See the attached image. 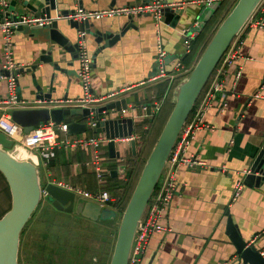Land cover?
Instances as JSON below:
<instances>
[{"label": "crops", "instance_id": "1", "mask_svg": "<svg viewBox=\"0 0 264 264\" xmlns=\"http://www.w3.org/2000/svg\"><path fill=\"white\" fill-rule=\"evenodd\" d=\"M135 1L82 0V3L85 9L100 10L141 4L140 1ZM162 1L179 4L176 8L186 10L176 23L161 21L159 33L153 15L143 13L134 16L135 27L129 28L111 46L106 42L98 43L93 35L88 34V50L94 62L93 91L105 93L152 76L157 69L156 54L159 40L168 52L166 57L168 71H172L173 61L187 55L181 31L196 25L202 8L207 4L201 0ZM237 1H225L222 10L216 16L215 25L217 23L220 25ZM69 2L71 9L78 8V3L74 0ZM53 17H57L56 12ZM127 20L128 16L118 15L93 21L96 26L107 24L118 27ZM257 21L264 22L263 10L255 12L253 18L237 35L232 46L237 56L222 76L224 92H216L210 100V105L206 104L201 119L205 125L196 131L187 148L188 156L193 155L199 160L206 161L208 167L191 170L185 165L179 166L176 179L180 190L172 198L161 221L169 230L152 236L142 257L143 264H244L227 233L228 215L237 226L243 240L256 245L260 253L264 252V183L259 186L244 183L241 195L231 203L235 183L242 178L244 180V170L250 169L264 144V27L256 24ZM30 34L31 32L17 30L13 34L15 61L26 69L38 65L36 70L18 77L24 100H34L37 94L36 86L33 84V73L44 93L50 91V84L53 82L52 100L81 95L78 58H73L66 51H60L62 71L50 63L40 62L42 50L49 49L50 42L47 40L46 31H37L34 37ZM72 38L77 41L76 31ZM53 48L61 50L56 44ZM3 49L4 40L0 33V69L5 61ZM176 81L161 80L139 87L127 96L126 104L129 110L126 113L119 112L122 115L120 117L131 118L133 121V130L128 136L133 134L139 136L136 143L137 153L142 138L146 137L147 141L152 134L156 120L160 117L158 114L168 97L166 93L159 95V86L168 82L173 102L174 89L178 84L174 85ZM7 92V81L0 73V101L6 98ZM203 99L204 95L199 104ZM133 104L137 105L134 110ZM159 104L161 107L158 110ZM44 106H48V103ZM9 110V106L0 102V117ZM134 115L143 118L136 119ZM92 132L96 133V129L90 133ZM101 135L106 136L105 133ZM101 150L108 158L103 167L102 181H99L91 164L90 150L61 146L55 159L48 165L41 162L38 166L39 171L41 167H46L49 175V180L44 183V175L40 171L43 187L52 182H69L92 192L110 188L111 172L119 165L128 170L135 156L130 145L126 150L127 157L122 161L110 157L108 144L102 145ZM115 178L125 180V174H119ZM11 205L10 187L0 172V217Z\"/></svg>", "mask_w": 264, "mask_h": 264}, {"label": "water", "instance_id": "2", "mask_svg": "<svg viewBox=\"0 0 264 264\" xmlns=\"http://www.w3.org/2000/svg\"><path fill=\"white\" fill-rule=\"evenodd\" d=\"M79 8H84L82 0H74ZM140 1L141 5L148 0ZM262 0H238L232 10L220 23L205 49L199 56L189 75L180 80L174 89V107L156 141L149 157L147 158L138 182L134 188L129 202L122 213L117 239L110 264H129L130 251L137 226L143 216L145 208L156 189L167 160L176 143V140L187 122L196 105L202 91L210 80L213 72L220 63L224 54L232 45L233 41L246 25ZM69 0H0V20L9 19L17 22L15 30L29 33L34 37L37 31H46L50 48L43 49L40 62L50 63L57 70H61L60 51L68 52L73 58H78V42L73 40L74 31L85 29L87 34L96 38L98 43L106 42L109 46L119 40L129 28L135 27L134 16H128V20L122 25L102 24L96 26L93 20L77 21L68 16L77 9H71ZM221 5L216 1L202 8L199 16V26L196 30L200 32L205 23L214 15ZM186 9L164 7L161 10L162 21L176 23L185 13ZM56 12L57 17H53ZM42 18L52 20L48 25L28 23L24 18ZM175 19V20H174ZM54 44L61 50H55ZM38 65L31 68H20L16 74L25 75L36 70ZM67 72L66 70H63ZM0 73L8 75L9 71L0 69ZM33 84L36 86V99L46 102L52 100L53 85L50 91L44 93L37 83L36 75L32 74ZM53 78V77H52ZM20 81L18 79V98L24 100ZM126 107V100L112 102L97 108L82 109L80 114L73 112L76 108L62 107H32L16 108L10 110L13 121L23 128L25 134H29L33 128L48 121L56 123L65 122L68 125V134L74 135L84 133L88 130L84 117L90 112L95 113L97 121L96 132L105 133L111 139L108 142L109 155L112 159L121 158V152L116 148V137H123L133 130L131 118L116 116ZM136 141L129 143L134 156L137 155ZM124 167L111 172L112 177L123 174ZM0 172L7 180L11 195L12 205L10 209L0 217V264H20L19 253L21 247V236L30 219L43 200V185L40 180L38 166L31 159H23L16 148L12 138L0 133ZM244 183L250 186H259L264 183V144L254 158L249 173L244 175ZM48 192L47 200L53 202L58 209L67 212L76 207L77 213L91 219L97 220L103 212H109L110 208H104L94 201L77 200L75 194L54 183L46 186ZM228 215V213H227ZM227 233L235 244L239 258L244 264H264V256L253 243L243 240L228 215Z\"/></svg>", "mask_w": 264, "mask_h": 264}, {"label": "built area", "instance_id": "3", "mask_svg": "<svg viewBox=\"0 0 264 264\" xmlns=\"http://www.w3.org/2000/svg\"><path fill=\"white\" fill-rule=\"evenodd\" d=\"M216 1L223 0H201V2L207 5ZM177 6H179V4L165 3L162 0H151L144 5H125L121 7H112L100 10H88L78 7L75 12L69 14L68 17L77 21H85L100 20L105 17H114L118 15L136 16L143 13H151L156 20V26L159 33V25L162 21V8H176ZM258 10L264 11V0L260 2L254 13ZM254 13L251 15L248 22L253 18ZM24 19L28 23H38L41 26L48 25L52 22V20H44L42 18L25 17ZM199 24L200 23L197 22L194 27L184 28L181 31L185 52L187 54L191 52V43L199 33L196 30V27H198ZM256 24L264 27L263 21H257ZM17 25V22H13L7 18L0 20V33L2 34L4 40L3 56L5 58L2 69L9 71L8 75L2 74V77L7 81L8 92L6 98L0 102H3L9 106L10 110L16 108L44 107V104L47 103L49 107H69L81 110L87 108L92 110L93 108H97L112 102L121 101L123 99L126 100L127 96L139 87L142 88L166 79L174 82L180 77L184 78L185 76L189 75L192 70V68H187L182 62V59L179 58L173 61L172 71H168L166 64L168 52L164 49L161 40H159L156 54L157 69L152 76L138 83L123 85L120 88L105 93H97L93 91L92 87L94 62L93 57L88 50V34L87 31L82 28L77 32L79 60L78 80L82 87L81 95L74 98L51 100L50 102L36 98L31 101L19 100V74H16L15 72L23 66L17 63L14 58L13 34ZM233 43L221 59L222 63L217 69L216 75L213 77L207 91L204 94L203 102L196 108L194 116L189 121L187 120V122L184 124L176 140V143L171 151V154L158 182L157 188L154 190L137 226L130 251L129 264H143L142 257L152 236L156 233L169 230V228L163 225L161 221L164 217L166 209L171 203L172 198L180 190L179 183L176 179V172L179 166L185 165L191 170L198 168L205 169L208 167L206 161L199 160L193 155L188 156L186 152L190 142L195 136L196 131L205 125L201 119L206 109V104L208 103V105H210V100L214 97L216 92H224L223 81L219 78V76L224 74L227 67L232 64L233 60L237 56L236 50L232 47ZM160 107L161 106L159 104L157 109L159 110ZM127 108V104L125 108L121 107V113H126L129 110ZM135 108H137V105L133 104L132 109L134 110ZM144 108L147 107L144 106ZM10 110L0 117V133H4L8 137L12 138L18 151H20V149H24L28 152V154L22 155L23 159H31L37 166H40L41 162L48 165L52 159L56 158L58 149L61 146H68L71 148H86L92 153L91 164L96 171L99 181H102L104 177L103 167L108 158L102 154L101 147L104 143L108 144L111 139L107 138L105 135H101V133H90L91 130L94 131L97 127V121L93 111L90 112L89 116L84 117L83 120H81L82 122H86L88 130L84 133L70 135L68 134V125L65 122L56 123L51 120L33 128L29 134H25L23 128L13 121ZM133 117L136 119L143 118V116L138 117L135 115ZM206 127H209V125H206ZM138 139L139 136L137 134H133L130 136L126 135L123 137H116L115 142L121 141L123 143L129 144L133 140L137 142ZM123 159L124 158L121 157L117 160L122 161ZM121 167L124 166H118V168ZM126 172L127 170L125 168L123 174H126ZM247 173H249V170H244L243 177ZM52 183L73 192L76 197L83 200L94 201L100 204L102 207H115L114 203L116 202V198L112 196V193L107 188L92 192L69 182ZM243 188L244 181L242 178L238 180L233 187L231 203L235 202L239 198ZM42 194L43 200L48 197V192L45 186L43 187ZM261 254L264 256V252H261Z\"/></svg>", "mask_w": 264, "mask_h": 264}, {"label": "rangeland", "instance_id": "4", "mask_svg": "<svg viewBox=\"0 0 264 264\" xmlns=\"http://www.w3.org/2000/svg\"><path fill=\"white\" fill-rule=\"evenodd\" d=\"M169 110H170V105L165 106V109L163 110L162 114L156 120L154 135L156 134L160 126H162L164 120L168 118ZM81 111H82L81 109L73 110V112L75 113L77 112L78 114H80ZM116 116H122V115L120 112H117ZM151 135L149 136V138L151 137ZM103 145L107 146V143L106 144L104 143ZM116 146L117 149L121 152V157L122 158L127 157L126 150L129 145L124 144L122 142H117ZM45 168L46 167L40 168L42 175H44V183L46 182V180H49L48 171ZM112 196L116 199L118 198L116 195H114V193H112ZM104 208H110L109 212H103V218H107L112 221L111 224L112 248L114 251L118 229L122 218V212H118L116 216L115 210L117 211L119 210L117 206H115L114 208L110 206H106ZM83 220L84 218L79 214H72L71 212H62L56 209L55 207H53L49 201L42 200V203L37 208L33 217L30 219L27 226L25 227L26 232L23 235V239L21 241V247H20L21 263L38 264V262L42 261L43 255L40 248L43 245H45L44 243H46L43 239L45 235H49V238L51 240H57L70 235L73 236L75 235V232L66 233L62 231L67 230L68 229L67 227L69 226L82 225L83 222L85 223V221ZM89 224L99 229V223L95 221H89ZM73 231L80 232L82 236H85L87 229L83 226ZM101 231L103 232L104 230Z\"/></svg>", "mask_w": 264, "mask_h": 264}, {"label": "flooded vegetation", "instance_id": "5", "mask_svg": "<svg viewBox=\"0 0 264 264\" xmlns=\"http://www.w3.org/2000/svg\"><path fill=\"white\" fill-rule=\"evenodd\" d=\"M44 200L48 201L47 198ZM78 200L81 201L83 199L79 198ZM50 203L55 207L53 202ZM65 208L66 207H64V209H56L67 212ZM71 213L79 214L84 218L83 221H85V223L83 222L82 225L87 229L85 236H82L80 232L73 231L83 227L82 225L69 226L67 230L62 231L66 233L75 232L73 236L70 235L57 240H51L49 235H45L43 239L46 243L40 248L43 255L42 261H37L38 264H110L113 255L112 221L103 218V214L99 219L91 220L77 213L76 207ZM89 221L99 223V229L93 225L91 226ZM101 230L104 231L102 232ZM25 232L24 229L21 241ZM20 254L21 253H19V262L22 264Z\"/></svg>", "mask_w": 264, "mask_h": 264}, {"label": "trees", "instance_id": "6", "mask_svg": "<svg viewBox=\"0 0 264 264\" xmlns=\"http://www.w3.org/2000/svg\"><path fill=\"white\" fill-rule=\"evenodd\" d=\"M225 1L226 0L221 1V5L216 10L214 15L205 23V26L203 27V29L196 35L195 39H193V41L191 43V48H192L191 52L182 58V62L184 63V65L187 68H192L193 64L199 58V56L201 55V53L205 49L207 43L211 39L214 31L217 29L218 23H217V25H215V21L217 18L216 16L222 10V8L225 4ZM221 63H222V61L220 62V64H218V66L216 67V70L213 72L210 80L208 81L204 90L202 91L196 105L194 106V108L190 114V117L188 118V121L194 115L197 106L199 105L203 95L207 91L213 77L216 75L217 69L220 67ZM222 76H223V74L220 75L219 78L222 79ZM181 79H182V77L178 78L174 85H176ZM158 93L160 96L163 95L164 93H166L168 96L167 100L165 101V104L162 108V111L158 114V116H160L162 114L163 110L165 109V106H167V105L168 106L170 105V110L168 113L170 115V113L174 107V101L173 102L171 101L172 90L170 92V90L168 89V82H165V84H162L161 87L159 86ZM167 119L164 120L162 126H160V128L158 129V131L156 132L155 135H154V132H155V127H154V129L152 131V135L150 138H148L147 141L145 140L146 137L142 138L143 140L139 143L140 149H138L137 155L132 158L131 165L125 174V180H119V179H116L114 177H110V180H109L110 181V185H109L110 188H108V189L112 193H114V195H116L118 197L116 202L114 203V206H117L119 209L118 211L115 210L116 216H117L118 212L123 213V211L125 210L127 203L129 202L131 195L134 191V188L138 182L139 176L142 172V169L145 165V162H146L147 158L149 157L156 141L158 140V137H159ZM21 238H22V236H21Z\"/></svg>", "mask_w": 264, "mask_h": 264}, {"label": "bare ground", "instance_id": "7", "mask_svg": "<svg viewBox=\"0 0 264 264\" xmlns=\"http://www.w3.org/2000/svg\"><path fill=\"white\" fill-rule=\"evenodd\" d=\"M19 152H20L19 154H20L21 157H22V155L28 154V152L25 151L24 149H20Z\"/></svg>", "mask_w": 264, "mask_h": 264}]
</instances>
